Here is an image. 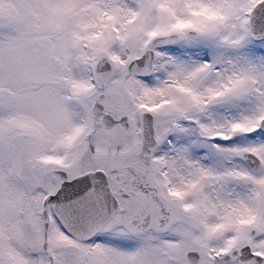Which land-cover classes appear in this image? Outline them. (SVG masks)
<instances>
[{"label":"snow or ice","instance_id":"1","mask_svg":"<svg viewBox=\"0 0 264 264\" xmlns=\"http://www.w3.org/2000/svg\"><path fill=\"white\" fill-rule=\"evenodd\" d=\"M0 264H264V0H0Z\"/></svg>","mask_w":264,"mask_h":264}]
</instances>
